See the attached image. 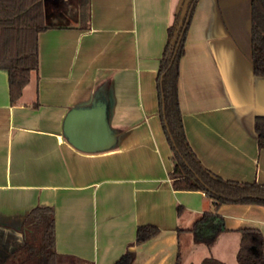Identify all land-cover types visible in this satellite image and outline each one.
Masks as SVG:
<instances>
[{
  "label": "crops",
  "instance_id": "crops-1",
  "mask_svg": "<svg viewBox=\"0 0 264 264\" xmlns=\"http://www.w3.org/2000/svg\"><path fill=\"white\" fill-rule=\"evenodd\" d=\"M182 0H89L86 28L79 0H43L39 64L11 103L0 69V264L23 258L24 220L53 207L59 264H238L243 228L264 238V206L224 204L214 242L192 228L212 211L202 191L175 190L172 151L157 90L160 60ZM251 0H197L179 61L178 100L188 143L223 179L264 185V76L252 69ZM103 110L112 144L87 151L64 132L72 110ZM180 206L181 212L177 208ZM159 234L135 240L138 226ZM203 230L210 232L207 224Z\"/></svg>",
  "mask_w": 264,
  "mask_h": 264
},
{
  "label": "trees",
  "instance_id": "trees-1",
  "mask_svg": "<svg viewBox=\"0 0 264 264\" xmlns=\"http://www.w3.org/2000/svg\"><path fill=\"white\" fill-rule=\"evenodd\" d=\"M196 1L182 0L175 15L160 60L157 90L161 124L172 151V187L175 190L202 191L210 199L212 211L203 213L189 229L194 235V240L210 245L216 236L225 230L221 217L217 214L218 208L229 203L264 206V185L256 182L240 183L212 174L201 164L186 138L179 108L178 78L187 26L172 63L171 58L181 31L180 28L174 36L175 26L182 12V23L189 9L191 17ZM88 8L89 0H79L82 28L87 26ZM47 28L43 0H0V69L8 74L11 103L21 97L31 72L38 69V35ZM172 38L174 40L171 44ZM250 42L253 73L256 76H264V0H251ZM254 128L258 148H264V115L255 116ZM181 209L178 206V213ZM204 223L210 232L202 229ZM159 232L155 226H138L135 240L137 243H143L156 237ZM240 232V246L236 255L238 264H264V238L261 232L254 228H243ZM20 251L23 258L17 264H59L61 256L55 250L53 207L37 206L27 213L24 220V244ZM115 264H135L134 254L126 251ZM201 264L223 263L214 258H206Z\"/></svg>",
  "mask_w": 264,
  "mask_h": 264
},
{
  "label": "water",
  "instance_id": "water-1",
  "mask_svg": "<svg viewBox=\"0 0 264 264\" xmlns=\"http://www.w3.org/2000/svg\"><path fill=\"white\" fill-rule=\"evenodd\" d=\"M190 12L191 9H189L183 23L184 13L182 12L175 26L174 36L180 28L181 31L171 58V63L174 60L180 41L189 22ZM173 40V38L170 40L171 44ZM64 132L76 147L87 151L104 150L109 148L112 144L107 118L103 110L75 109L70 111L65 119Z\"/></svg>",
  "mask_w": 264,
  "mask_h": 264
}]
</instances>
